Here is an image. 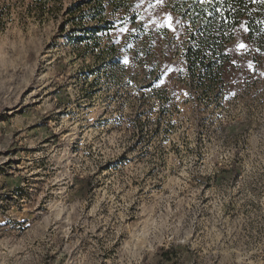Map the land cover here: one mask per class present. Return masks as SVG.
I'll use <instances>...</instances> for the list:
<instances>
[{
    "label": "rangeland",
    "instance_id": "374dc122",
    "mask_svg": "<svg viewBox=\"0 0 264 264\" xmlns=\"http://www.w3.org/2000/svg\"><path fill=\"white\" fill-rule=\"evenodd\" d=\"M80 1L0 0V264H264V69L143 89Z\"/></svg>",
    "mask_w": 264,
    "mask_h": 264
},
{
    "label": "trees",
    "instance_id": "16d2710c",
    "mask_svg": "<svg viewBox=\"0 0 264 264\" xmlns=\"http://www.w3.org/2000/svg\"><path fill=\"white\" fill-rule=\"evenodd\" d=\"M69 13L78 15L73 26L78 45L107 38L143 60V89L184 72L220 84L219 94L227 95L252 70L264 69V0H81ZM169 16L174 29L167 26ZM118 30L126 31L120 41L113 38ZM181 35H187L185 42ZM174 38L182 45L178 58L172 55ZM230 174L239 176L236 166ZM156 257L173 264L177 250L161 248Z\"/></svg>",
    "mask_w": 264,
    "mask_h": 264
},
{
    "label": "snow or ice",
    "instance_id": "6c2138e0",
    "mask_svg": "<svg viewBox=\"0 0 264 264\" xmlns=\"http://www.w3.org/2000/svg\"><path fill=\"white\" fill-rule=\"evenodd\" d=\"M166 23H167V26H168L169 28H173V29H174V25L172 24V17H171V16H169V17L167 18ZM239 47L243 49V48H246V45H244V44H240ZM127 63H128V61H127V59H125V60H124V64L127 65ZM163 83H164V81L161 80L159 86H162Z\"/></svg>",
    "mask_w": 264,
    "mask_h": 264
}]
</instances>
